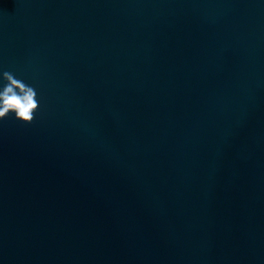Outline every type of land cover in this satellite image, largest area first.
Listing matches in <instances>:
<instances>
[{
    "label": "water",
    "instance_id": "water-1",
    "mask_svg": "<svg viewBox=\"0 0 264 264\" xmlns=\"http://www.w3.org/2000/svg\"><path fill=\"white\" fill-rule=\"evenodd\" d=\"M3 71L0 264H264V0H0Z\"/></svg>",
    "mask_w": 264,
    "mask_h": 264
},
{
    "label": "clouds",
    "instance_id": "clouds-1",
    "mask_svg": "<svg viewBox=\"0 0 264 264\" xmlns=\"http://www.w3.org/2000/svg\"><path fill=\"white\" fill-rule=\"evenodd\" d=\"M0 80V121L14 116L21 124H32L40 111L36 88L9 71L0 73Z\"/></svg>",
    "mask_w": 264,
    "mask_h": 264
}]
</instances>
